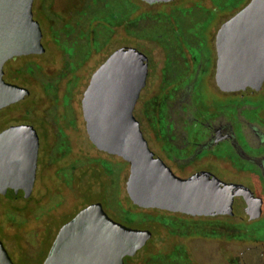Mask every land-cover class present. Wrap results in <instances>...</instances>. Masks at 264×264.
Segmentation results:
<instances>
[{"label": "water", "instance_id": "obj_1", "mask_svg": "<svg viewBox=\"0 0 264 264\" xmlns=\"http://www.w3.org/2000/svg\"><path fill=\"white\" fill-rule=\"evenodd\" d=\"M34 2L0 0V109L30 95L28 88L3 80L5 63L45 52ZM216 48L217 85L224 91L257 94L264 85V0H249L226 20L218 30ZM148 74L143 52L119 48L95 71L82 101L91 142L130 164L127 192L133 203L192 216L235 215L255 203L249 187L209 172L182 178L150 149L135 116ZM38 152L39 137L31 126H12L0 134V194L12 200L32 195ZM152 236L149 229L114 220L101 202H95L61 227L42 264H127L125 258L135 256ZM0 264H16L1 238Z\"/></svg>", "mask_w": 264, "mask_h": 264}, {"label": "flooded vegetation", "instance_id": "obj_2", "mask_svg": "<svg viewBox=\"0 0 264 264\" xmlns=\"http://www.w3.org/2000/svg\"><path fill=\"white\" fill-rule=\"evenodd\" d=\"M142 2L148 5L156 4L148 3L145 1ZM54 3L55 0H35L33 10L38 9L39 12L41 11L45 23L49 21L52 31L56 32L54 34L57 35L56 39L54 40L55 42L60 44L65 39L69 40L67 46H70L72 48V54H74L75 56L76 52L80 51L79 37L85 36L86 39L84 40H88V42L83 48L82 52L83 54H85V56L87 55V57H91V54H93V52H96L95 49H89L91 41L94 44L96 43L98 45H102L106 32L103 33V31L93 28L91 24H89L84 31L81 29L77 30V28L74 26L71 27L70 22L67 21L70 17L67 19L60 15L58 12H55L53 10ZM79 4H81V2ZM48 10H52V15L60 20L58 28H55L54 30L53 25L55 22L51 19L52 15L49 14ZM73 13L74 12L72 10L70 16ZM145 13L146 14L138 20V31L134 32L132 27V32H129V25L127 24H130V22H128L113 26L111 32H114L115 27L125 26V30L127 31V33L135 37L138 41L153 43L154 46H156L161 51V57L159 61L160 83L158 84V86L154 85L158 87V91L153 88V93L150 92L152 94L148 96L146 100H144L141 106L142 119L140 117H137L135 113V116L140 120L142 131L149 144L150 149L154 153H156L176 175L182 178H188L193 174L199 172H209L222 181L238 183L249 187L257 197L255 203L245 205L241 212L235 215L219 214L214 216H192L180 212H170L167 210L162 211L169 212L173 216H177L184 221H198L199 225H202L203 227L206 226V228L208 229V233H217L220 231V233L223 234L227 233L226 235L228 236L233 233H253V230L250 229L251 224L260 222L258 226L264 227V85L262 89L255 95H243L239 91L222 90L216 83V37L214 40H212L214 53L212 50V53L208 55V48H206L205 41H200L198 39V36H194V34V37L193 39L191 38V41H196L199 43V58L196 60L193 55H188L186 57L184 56V61L181 59L180 54L175 55L174 58L177 62L176 65L182 66V70L179 71L180 77L179 79L177 77H168L171 72L168 70L169 67L167 66V64L169 63V59L167 60V47L162 48V45L159 44L154 38H147L144 36L146 33L147 35H150L151 33V35L153 36L157 31L150 30L151 28H153L152 25L155 20L154 19L152 21L151 18L153 12ZM159 18H162L164 20L165 25H167V32L169 34L175 32L173 31L174 28L171 25L172 21H170L169 23L167 19L161 16H159ZM158 21L161 22V20ZM179 26H181V28H183L185 31L186 26L184 27L181 23H179ZM147 27L150 28V33L145 31L147 30ZM140 29H142V36L139 34ZM169 42L170 43H168L167 46L170 48L173 42L172 40H169ZM64 44L66 45V43ZM105 45L106 44H104V46ZM44 46L45 52L43 54H29L14 57L12 59H9L3 67V80L8 83L28 88L30 90V95L26 99L20 100L0 109V134L3 131L11 128L12 126L27 125L36 130L39 137L37 172L32 195L29 198L15 200L6 198L3 195L7 200L28 201L29 204L27 206H22L21 208H17L18 206L15 207V213L23 217L22 221L17 223L18 225H20L21 222L22 226L28 224L27 221L29 219H24V212L30 210V212L33 213V210L30 209L31 203L33 201L36 204V209L38 207V209L40 208L42 212L38 214L36 213L35 218L36 224L40 227V229L31 232L36 233V239L33 238L36 242L35 246L37 247L35 252L30 253L21 246V237H18V235L11 236L14 242V244L12 245L14 254L27 262L25 264H32L30 262L37 256V251H39L43 246L42 243L45 241L44 238H46L47 236V233H45L44 225L46 224L49 214L50 216L59 215V210L63 206L62 204L57 203V205L52 206L51 209L45 210L44 207L46 203L44 204L43 201H39L38 199L34 198V191L36 186L38 185L40 173L48 174L53 170H57V168H60L62 171L68 172V175L70 176V179H68V181L64 177H60L62 178L63 183H65V188L66 186L67 188H70L72 187V185H75L76 182L81 179V176L87 173L81 172V164H68V154L62 153L61 155H59L53 151L54 124L50 123V119H46L47 121L40 119V115H42L46 109L48 110V107L42 112L38 113L39 111L37 109V106H35L37 105V103L29 102L32 101L33 91L29 86L30 81H28V78L35 79L37 81L38 85L40 86V91L38 94L41 97H48L47 99L50 103V107H56L58 114L64 112L63 106V111L60 112V104L62 103L61 100L57 99L60 85L55 84V82H52V84L49 80H47L48 78L44 77L43 73H46V64L42 61L25 60L24 63L17 65V63L20 62L22 58L25 59L29 57H41L47 54L48 48L45 44ZM60 50L62 52V58L64 59V62L65 60L67 61L68 58L69 60H71V58L67 56L66 52H64L62 49ZM144 54L148 57L149 60V74L146 85L141 91L139 101H141L142 99L143 92L150 88V80L153 75L152 70L154 68L153 57H150L146 53ZM192 58H194V60ZM208 64L209 67L206 66ZM211 75L212 80L219 91V94H217L216 96V101H211V99L206 95L203 88L206 78H211ZM18 79L22 80L20 81L21 83L24 80L26 81V83L24 85L19 84L17 82ZM165 79H167V81H165ZM171 80H173V82H171ZM185 80H187L186 83ZM179 84L180 87H175V85ZM49 85H54L55 90L47 88ZM161 93H164V96H162ZM51 101H54V104L51 105ZM144 121L148 123V130H146L143 126ZM63 125L65 124L63 123ZM64 129L66 132L67 130L65 127ZM146 131L150 134V138L147 136ZM66 134L68 137H70L67 132ZM127 165L130 167V164L128 162ZM215 168L221 169L223 172H226L233 176L220 177L217 173L214 172ZM105 172L106 173H101L100 177H109L110 182L111 176L107 174V171ZM241 178H248L252 186L248 183H244ZM109 184H111V182ZM112 186L113 185H111V187ZM112 193L113 194H110V192L107 193L105 197L108 208L112 210L114 208L117 209V207L119 208V205L121 204L125 208L129 207H126L121 201H118V195L115 191L113 192L112 190ZM44 197L47 196H43V198ZM131 202L132 207L136 206L138 208H142L134 204L132 200ZM103 206L105 209V204H103ZM133 209L135 210L136 208ZM142 209L148 211H153V209L161 210L158 208ZM136 210L139 211L140 209ZM76 214L66 222L73 219ZM113 219L130 227L149 229L146 227L133 225L131 226L127 224L119 215H117V218ZM185 226L193 227L187 225ZM2 230L4 232V228ZM21 233H25V231H22ZM57 235L52 240L49 251L51 250ZM197 237L200 236L197 234H191L190 231L185 233L184 230H180V232L177 233L171 230H167V236H165L163 239V241L167 243V249L162 250L158 248L157 250H154L153 247V249L150 250V253L146 255L142 253L144 247H146V245L148 246V244H146L142 248L143 250H139L135 256H127L125 258V261L127 264H203L196 256L192 246L187 243L190 238ZM152 238H154V233ZM208 238L223 239L226 241H252L251 239L237 240L234 238L230 239L229 237L227 238L217 235H211L208 236ZM150 240L147 243H149ZM252 242L264 243V238L262 240H256ZM48 253L45 258L37 264H42L48 256ZM226 255L227 264H243L242 258L233 256L231 252H228V254ZM206 257L211 260L213 259V254L207 253ZM257 260L258 261L256 262V264H264V260L262 259V257H258Z\"/></svg>", "mask_w": 264, "mask_h": 264}, {"label": "rangeland", "instance_id": "obj_3", "mask_svg": "<svg viewBox=\"0 0 264 264\" xmlns=\"http://www.w3.org/2000/svg\"><path fill=\"white\" fill-rule=\"evenodd\" d=\"M199 1H202V3L204 2L208 7L199 4ZM80 2L82 5V0H55L53 10L58 12L64 18L68 19L73 8L77 9L78 7H81V5H79ZM248 2L249 0H247L245 5ZM125 3L129 7H131V4L133 6L136 5L139 9L130 18V25L133 27L134 32L138 31V20L146 14L145 12H153L151 18L152 21L154 19L155 20L152 25L153 28L150 29L151 31L157 30L163 32L165 30V22L162 18H159V16L167 19L169 23L172 21L171 25L174 28L173 31L175 32L171 35L167 32V44L170 39H172L173 42L170 48L167 46L166 51L167 60L169 59L167 66L169 67L168 70L171 72L168 77H177L178 79L180 77L179 71L182 70V66L176 65L177 62L174 58L175 55L180 54L182 60H184V56L186 57L188 55H193L197 60L199 58L198 49L200 47H198V42L191 41V38L194 36H198L200 41H205L206 48H208V55L212 53V50L214 53L212 40L215 39L219 27L222 25V23H224L236 13V11L234 12L233 10H226L218 7L215 8L214 6H211L210 1L208 0H176L171 3H156L154 5L145 4L140 0H126ZM75 6H77V8ZM190 7L197 8L200 12L204 13H202L200 16L196 12L193 14ZM112 10V12H114L117 16L122 17V9H118L117 6L114 5ZM188 11L191 17L194 19L190 18L191 20L186 23V28L184 31V29L179 26L177 20L179 19L180 14L182 16L184 15L185 17L189 16L187 15ZM33 12L34 18L39 20L42 25L44 31L43 42L48 48V52L41 57L22 58L21 61L17 63V65L24 63L25 60H36L45 63L46 73L43 71L44 77L48 78L47 80H49L50 83L55 82V84L60 85L57 99L61 100L62 103L60 104V112L63 111V108L64 112L58 114L56 107H50V103L47 99L48 97H41L38 94L40 91V86L38 85L37 81L35 79L28 78V81H30L29 86L33 91L32 101L29 102L37 103L35 106H37L39 111H37L38 113L42 112L48 107V110L46 109L43 114L41 113V118H39L41 120L50 119V123L54 124L53 151L59 155L62 153L68 154V164H81V172H87L85 175L81 176V179H79L75 185H72L70 188H67V186L65 188V183H63L62 178H60L64 177L68 181V179H70L68 172L57 168V170H53L48 174L40 173V179L34 191V198L38 199L39 201H43L44 204L46 203L44 207L45 210L51 209L52 206H56L57 203L62 204L63 206L59 210V215L50 216L49 214L47 218L46 224L44 225L47 236L44 238L45 241L42 243V248L37 251V256L30 262L32 264H37L41 262L47 255L52 240L57 235L62 225L84 207L99 201L105 204V209L111 217L117 218L116 213L107 206L105 198L107 193L110 192V194H113L112 190L113 192L115 191L118 195V201H121L126 207H132V202L129 199L126 191V182L130 173V167L127 165L126 161L121 159V157L102 152L93 145L86 131L82 101L84 98V93L89 86L91 78L97 68L115 50L122 47L131 46L143 51L150 57H153L154 68L152 70L153 75L150 80V88L143 92L142 99L139 101L135 111L136 116L142 119L141 106L144 100H146L147 97L153 93V88L158 91V87L156 86H158L160 83L159 61L161 57V51L156 46H154L153 43L138 41L135 37L127 33L125 26H119L114 28V32L112 33L110 41L107 42L104 47L101 48L98 46V44H94L91 41L89 49H95L96 52H93L91 57L86 58V60L83 61L82 56L76 57L74 54H72V48L70 46H67V44L65 45L63 42L59 44L54 41L57 37V35L54 34L56 32L52 31L49 21L45 23L41 11L39 12L38 9H35ZM158 20H161V22ZM91 25L93 28L98 30H101V28L109 30V24H107L105 20L102 22L100 20L93 21ZM102 31L103 33L106 32L105 30ZM145 31L150 33L149 29ZM141 32L142 29H140L139 34ZM161 45L162 48H166L164 47V44ZM60 49L66 52L67 56L70 57L71 60L68 58V60H65L64 62ZM194 58L192 59L194 60ZM206 66L209 67V64ZM20 81L22 80H17L19 84L24 85L26 83L25 80L22 83ZM186 81L187 80H185V83ZM171 82H173V80H171ZM176 86L180 87V84L175 85V87ZM47 88L55 90L54 85H49ZM203 88L211 101H216V96L219 94V91L212 80V75L211 78H206ZM161 95L164 96V93H161ZM52 104H54V101H51V105ZM63 123L65 125H63ZM143 123L144 128L148 130V123L145 121ZM64 127L66 128V132L70 137L67 136ZM146 134L149 138L151 137L147 131ZM105 171H107V174L111 176V184H109V177H100L101 173H106ZM214 172L220 177L231 176L230 174L223 172L221 169L215 168ZM241 180L244 183H248L252 186L248 178H241ZM111 185L113 186L111 187ZM43 196L47 197L43 198ZM28 204L29 203L27 200H7L3 195L0 194V238L17 264H25L27 262L14 254V250L12 249L14 242L11 236L18 235V237H21V246L30 253L35 252L37 248L35 246L36 242L34 240L36 239V233L31 232L40 229V227L36 224L35 218L36 213L38 214L42 212L40 208L38 209L37 207L36 209V204L34 201L31 203L30 208L33 210V213H31L30 210L24 212V219H29L27 221L28 224L23 226L21 225L22 222L20 225L17 224L18 222L22 221L23 217L15 213V207L18 206L17 208H21L22 206H27ZM259 223L260 222H256L255 224L250 225V229L253 230V233L251 232L252 234H250V236L255 238H264V227L258 226ZM141 226L151 229L154 233V238L150 240V244L147 243L148 246L146 245L144 250L142 249V253L146 255L149 254L153 247L154 250H157L158 248L162 250L167 249V243L163 241L164 237L167 236L166 229L154 224H143ZM194 227L195 228L188 227L189 231L196 233L200 237L190 238L187 243L192 246L196 256L203 264H227L226 254H228V252H231L233 256L242 258L243 264H256L258 257H262L264 260V243L262 242H252L254 240L251 242H244L234 240L226 241L223 239L212 238L210 239L208 238V234L206 235L207 237H204V234H202L208 233L206 226L203 227L202 225H199V227ZM3 228L4 232L2 230ZM22 231H25V233H21ZM217 233H220V231ZM207 253H212L213 259L209 260L206 257Z\"/></svg>", "mask_w": 264, "mask_h": 264}, {"label": "trees", "instance_id": "obj_4", "mask_svg": "<svg viewBox=\"0 0 264 264\" xmlns=\"http://www.w3.org/2000/svg\"><path fill=\"white\" fill-rule=\"evenodd\" d=\"M208 1H210L211 6H214L215 8L218 7V8H222L226 10L227 9L233 10L234 12L235 11L237 12L247 2V0H208ZM125 2L126 0H82L83 4L82 5L79 4L81 5V7H78V8L76 7L77 9L73 8L74 13L70 16V18L67 21L70 22L71 27L74 26L77 28V30L81 29L84 31L86 30L89 24L93 23V21L100 20L102 22L103 20H105L106 23L109 24L108 26L109 30L101 28V31L102 30L106 31L104 42L102 43V45L101 44L98 45L99 47L102 48L104 47V44L109 42L111 39V34L113 33L111 32L112 27L115 25L122 24V23L130 22V18L134 15L136 11L139 10L138 6L136 5L133 6L131 4V7H129L126 5ZM199 4H202L205 7H208L204 2L202 3V1H199ZM114 5H116L118 9H122V17L117 16L114 12H112L113 11L112 8ZM191 9H192L193 14L196 12L198 13L199 16L202 13H204V12H200L199 9L197 8H191ZM189 11L187 14L189 16L185 17L184 15L182 16L180 14L179 19L177 20L179 23L183 24L184 27L186 26L187 22H189L191 19H194L189 14ZM48 12L50 15H52V10H48ZM51 19L55 22L53 25V30H54L55 28H58V25L60 24V20L54 17L53 15ZM127 25H129L128 27L129 32L130 31L132 32V26L130 24H127ZM148 29L150 28L147 27V30ZM140 35L142 36L143 33H140ZM144 36L147 38H154L158 43L164 44V46L167 47V25H165V30L163 32L156 31V33L153 36L151 35V33L150 35H147L146 33ZM79 38H80L79 39L80 40V49H79L80 51L76 52V56H79V57L82 56V60L85 61L86 58H89V57H87V55L85 56V54H83L82 51L85 45L87 44L88 40H84L86 39L85 36H82ZM63 42L68 44L69 40L65 39L63 40ZM168 43L170 42L168 41ZM165 81H167V79H165ZM121 205H119V208L117 207V209L114 208L113 211L117 215L121 216L122 219L131 226L133 225V226L142 227L141 225L143 224H149V225L154 224V225L163 227L166 230H171L177 233L180 232V230H184L185 233L188 232L189 228L188 227L185 228L186 227L185 225L193 226L191 228H195L194 226L199 227L198 221H184L180 219L179 217L173 216L172 214L166 211L157 210V209H153V211H148L142 208H138L136 206L125 208L123 205L122 206ZM133 208L140 209V210L137 211L136 209L134 210ZM190 233L196 234V233H193L192 231H190ZM202 234H204V236H206L207 234L208 236H211V235H217L221 237L224 236L227 238L229 237L230 239L234 238L237 240L251 239V240L256 241V240L263 239V237L255 238V237L250 236V234L252 233H233L229 236L226 235L227 233L225 234L223 233H202Z\"/></svg>", "mask_w": 264, "mask_h": 264}]
</instances>
